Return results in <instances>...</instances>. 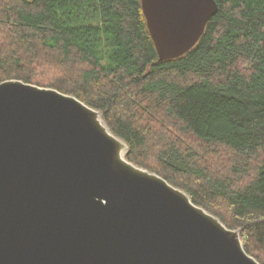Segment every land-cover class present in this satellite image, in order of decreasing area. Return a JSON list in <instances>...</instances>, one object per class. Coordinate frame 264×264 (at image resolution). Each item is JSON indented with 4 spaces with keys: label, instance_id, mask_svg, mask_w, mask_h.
<instances>
[{
    "label": "trees",
    "instance_id": "1",
    "mask_svg": "<svg viewBox=\"0 0 264 264\" xmlns=\"http://www.w3.org/2000/svg\"><path fill=\"white\" fill-rule=\"evenodd\" d=\"M196 44L160 61L140 0H0V81L100 111L125 157L240 229L264 264V0H215Z\"/></svg>",
    "mask_w": 264,
    "mask_h": 264
},
{
    "label": "water",
    "instance_id": "2",
    "mask_svg": "<svg viewBox=\"0 0 264 264\" xmlns=\"http://www.w3.org/2000/svg\"><path fill=\"white\" fill-rule=\"evenodd\" d=\"M160 61L190 50L215 0H140ZM100 111L0 81V264H260L184 190L127 160Z\"/></svg>",
    "mask_w": 264,
    "mask_h": 264
}]
</instances>
